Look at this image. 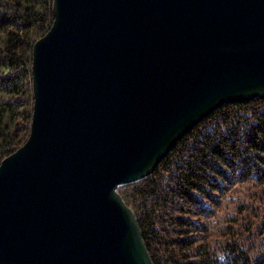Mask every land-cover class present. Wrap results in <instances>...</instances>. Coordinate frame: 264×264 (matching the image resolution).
<instances>
[{"label": "water", "instance_id": "obj_1", "mask_svg": "<svg viewBox=\"0 0 264 264\" xmlns=\"http://www.w3.org/2000/svg\"><path fill=\"white\" fill-rule=\"evenodd\" d=\"M26 141L0 162V264H153L118 187L224 103L264 98V0H53Z\"/></svg>", "mask_w": 264, "mask_h": 264}, {"label": "trees", "instance_id": "obj_2", "mask_svg": "<svg viewBox=\"0 0 264 264\" xmlns=\"http://www.w3.org/2000/svg\"><path fill=\"white\" fill-rule=\"evenodd\" d=\"M52 1L0 0V162L29 135L32 47L51 27ZM250 178L264 186V98L259 97L217 107L182 135L149 175L118 191L135 214L153 264H264V241L261 248L234 239L212 243L214 206Z\"/></svg>", "mask_w": 264, "mask_h": 264}, {"label": "rangeland", "instance_id": "obj_3", "mask_svg": "<svg viewBox=\"0 0 264 264\" xmlns=\"http://www.w3.org/2000/svg\"><path fill=\"white\" fill-rule=\"evenodd\" d=\"M254 179L237 183L220 196V205L214 206L215 213L211 217L213 244L234 239L244 246L252 242L257 248L263 246L264 186ZM251 252L256 253L257 250L253 247Z\"/></svg>", "mask_w": 264, "mask_h": 264}, {"label": "bare ground", "instance_id": "obj_4", "mask_svg": "<svg viewBox=\"0 0 264 264\" xmlns=\"http://www.w3.org/2000/svg\"><path fill=\"white\" fill-rule=\"evenodd\" d=\"M174 145H175V144H174ZM174 145H173V146H174ZM173 146H172V147H173ZM172 147H171V148H172Z\"/></svg>", "mask_w": 264, "mask_h": 264}]
</instances>
